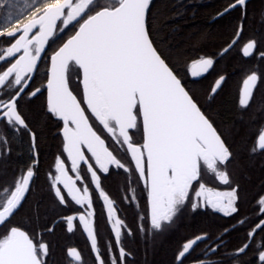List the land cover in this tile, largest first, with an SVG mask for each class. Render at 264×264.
Wrapping results in <instances>:
<instances>
[{"label": "snow or ice", "instance_id": "1", "mask_svg": "<svg viewBox=\"0 0 264 264\" xmlns=\"http://www.w3.org/2000/svg\"><path fill=\"white\" fill-rule=\"evenodd\" d=\"M152 3L153 0H40L33 4L32 0H0V8L7 11L9 18L16 11L24 15L32 9L22 28L10 25L6 32L0 31V36L7 37L22 33L14 42L9 41L10 46L0 49V61L10 64L0 72V89L15 86L7 99L0 100V120L13 128L18 125L27 129L17 104L19 94L28 87L26 77L36 69L49 38L57 31L63 32L69 25L78 27L51 55V76L47 81V111L63 122V152L71 160L73 172L79 173L81 162L87 165V172L91 173L97 189L101 188V178L93 170L94 166L105 174L120 175L111 171L110 166L129 173L133 171L129 164L134 162V171L138 172L147 190L149 212L144 230L159 234L175 223L189 200L190 191L225 216L238 212V208L236 189L220 191L201 182L211 173L223 184H229L226 166L232 161L233 153L154 47L148 19ZM247 3L248 0H232L217 15L222 16L237 5L246 9ZM261 15L264 16V11ZM242 16H246V11ZM58 21L63 27L58 26ZM242 28V24L237 27V35ZM34 29L38 31L30 37ZM254 48L255 42L247 43L243 55L249 56ZM17 53L21 54L12 62L10 58ZM261 56L264 57V53ZM212 65L211 58L192 62L191 75L200 76ZM72 71L77 79L82 75V99L70 90L69 73ZM223 79L220 77L215 82L212 94L221 87ZM257 79L256 74H251L244 80L239 99L241 111L248 108ZM39 91L37 88L31 95L35 96ZM86 111L95 118L92 123ZM96 121L98 125H95ZM94 125L98 130H94ZM105 130L118 148L113 146V150H109L106 146V138H102ZM6 143L0 136V144ZM82 148H86L91 156L86 158ZM258 148L264 150V128L258 134ZM120 149L124 150L123 157L118 155ZM256 151L254 145L250 152L255 154ZM129 154L131 160L126 164L124 160ZM89 160H94L95 165ZM55 167L58 174L53 177L51 187L59 204L71 205L74 201L76 205L83 207L86 204L91 209L93 202L88 194L89 188H77L59 158ZM33 177L34 171L28 167L26 174L21 175L10 189H3L7 196L0 204V226L7 231L0 235V264H44L43 257L48 253L46 244L34 242L25 230L6 223L22 205ZM58 184H63L71 200L62 195ZM99 196L103 197L108 217L112 218L115 215L112 200L103 190ZM258 203L264 206V198ZM192 207L195 209L197 205L192 204ZM93 215L89 211L87 216L80 215L79 221L87 233L91 249L97 253L96 261L104 264L93 231ZM73 219L71 216L67 218L69 231L73 230ZM122 223L115 219L113 225L118 244ZM253 235L249 233L250 237ZM194 243H184L178 259L185 258ZM248 247L249 244L245 243L237 251L244 253ZM257 248L261 249L259 260L264 262V245L258 243ZM68 255L74 261H81V255L75 249L69 250ZM127 255L120 247L119 255L111 260V264H124Z\"/></svg>", "mask_w": 264, "mask_h": 264}, {"label": "flooded vegetation", "instance_id": "2", "mask_svg": "<svg viewBox=\"0 0 264 264\" xmlns=\"http://www.w3.org/2000/svg\"><path fill=\"white\" fill-rule=\"evenodd\" d=\"M231 2L232 0L228 2L227 6ZM245 11L246 16H242ZM262 11H264V0H248L246 9L238 5L224 15H217L213 18L215 20L227 16L228 26L231 28V36L227 41V45L224 50L212 52L209 55H193L192 61L187 66L184 63L182 64L179 75L186 91L189 92L201 111L222 134V138L233 153L232 161L226 166L230 180L229 184H223L211 173L205 175L201 182L205 183L206 187H212L215 190L230 191L236 189L238 212L225 216L223 212L215 210L204 203L202 198H196L194 193L190 191L188 202L183 206L171 228L159 234L150 229L145 231V224L147 223L145 217L149 212L147 190L144 181L139 179L138 172L134 171V162L129 164L133 170L129 173H124L122 169L117 170L114 166H110L111 171L119 172L120 175L105 174L99 170L98 166H94L93 170L101 178V188L97 189L95 183L91 180V173L87 172V165L81 162L79 173L72 171L71 160L68 158L67 153L63 152V122L47 111L58 121L59 125L55 133L58 137L59 148L44 170V179L50 194L52 219L49 226L43 230H39V224L35 222V228L31 234L26 229L20 228L25 230L34 242L46 244L48 253L43 257L44 264H88L89 259L94 264H99L95 259L97 253L91 249L90 240L83 229V224L79 221V216H87L89 211L94 213L91 222L94 234L97 236L99 254L104 264H111V260L119 255L120 247H123L129 254L125 258L124 264L127 260L132 261L136 258L133 247L137 244L147 245L152 249V252L157 247L163 249L165 247L163 244L168 237L178 232L180 239L172 252L171 264H234L235 261H238V264H264L259 260L261 249L257 248L258 243L264 245V206L258 203L259 199L264 198V179L260 181L256 195L247 202L243 196L244 181L231 178L230 173L239 152L232 142L235 139L242 140L240 152L257 161L259 168L264 171V150L258 148V134L264 128V57L261 56V53H264V16L261 15ZM241 24L243 25L242 31L237 35V27ZM250 27L251 29H249ZM37 31L38 29L35 30V32ZM233 40L236 41L234 44L232 43ZM249 42H255V48L249 56H244L243 48ZM226 48L227 51H225ZM14 58L10 59L13 60ZM201 58H211L213 65L200 76L193 77L190 65ZM251 74H256L258 79L248 108L241 111L239 99L243 91V82ZM220 77H224L221 87L216 90L215 94H212L211 90ZM70 90L72 89L70 88ZM72 91L78 99H82L80 79L78 83L79 95L74 90ZM231 93H233L234 98V118L232 122H226L219 118V108L223 98ZM82 107L87 109L85 103H82ZM86 115L90 117V123L95 120L90 111H86ZM98 123L96 121L95 125H98ZM95 125L94 130H98ZM16 127L26 130L30 137L29 155L32 161L28 167H32L34 171L30 192L37 177L36 170L38 169L39 158L33 137L31 138L32 134L29 133L28 128L25 129L18 125ZM99 128H102V126H99ZM102 138H106V146L109 147V150H113V146L119 147L115 145L106 130ZM136 141H140L139 136L136 137ZM254 145L257 151L252 154L250 149ZM124 147L126 148V146ZM82 151H84L86 158L91 156L86 148H82ZM123 151V149H120L118 154L120 157H123ZM114 154L117 153L114 152ZM58 158L63 162L65 172L75 182L77 188L81 190L85 187L89 188L88 194L93 202L91 209L86 204L83 207L76 205L74 201L71 202V205L59 204L58 198L54 196L55 190L51 187L53 177L58 174L55 167ZM130 160L129 154L124 162L127 164ZM89 163L95 165L94 160H89ZM23 174H26V172ZM57 187L62 190V195L67 200H71L67 190L63 188V184H58ZM101 190L113 202L112 207L115 210V215L112 218L108 217L107 206L103 197L99 196ZM192 204H196L197 207L193 209ZM18 211L9 219V222H6L9 223V226H11ZM69 216L74 217L72 231L67 229L66 221ZM201 216L208 219V225L204 228L196 227L195 219ZM115 219H120L123 222L119 244L115 239V231L113 230ZM6 231L7 229L4 226H0V235ZM250 232L254 233L251 237L249 236ZM195 240L197 242L185 258L178 259V253L182 250V245ZM245 243H248L249 247L244 253H238L237 250ZM72 249H75L81 255V261H74L68 255L69 250ZM54 250L62 252L60 262L55 259Z\"/></svg>", "mask_w": 264, "mask_h": 264}, {"label": "trees", "instance_id": "3", "mask_svg": "<svg viewBox=\"0 0 264 264\" xmlns=\"http://www.w3.org/2000/svg\"><path fill=\"white\" fill-rule=\"evenodd\" d=\"M230 0H153L149 9V29L154 47L165 59L179 78L180 69L192 61L193 55H209L212 52L224 50L231 36L227 16L213 20ZM4 9L0 8V31L6 32L8 26L3 22ZM30 14V12H27ZM154 17V18H153ZM75 23V22H73ZM77 28V27H76ZM76 28L69 25L63 32L55 35L48 43L46 53L42 59L26 94L18 99V113L25 120L28 131L35 139L34 145L38 154L39 163L37 177L31 191L24 200L11 226L26 229L30 234L38 222V229L49 226L52 219V209L48 185L44 179V170L48 166L53 154L58 151L59 141L55 134L59 128L58 121L48 112L43 85L46 82L48 57L70 37ZM251 29V27L249 28ZM0 36V49L10 46L17 37ZM12 61V60H11ZM10 64L0 61V72ZM40 89L35 96L31 92ZM4 96L0 97L3 100ZM219 118L232 122L234 118L233 93L227 94L219 108ZM0 136L7 141L0 144V194L4 188H11L18 174H21L32 161L30 157L31 142L29 134L22 128L0 121ZM239 150L236 160L230 171L231 178L244 181L243 196L249 202L259 189V183L264 179V171L259 163L240 152L242 140L232 141ZM246 202V203H247ZM196 227L204 228L208 225L205 216L196 218ZM185 237V235H184ZM179 232L171 234L154 252L147 245L137 244L133 247L136 258L126 261V264H171L172 252L179 242ZM57 261H61L62 252L54 250ZM88 264H94L89 259Z\"/></svg>", "mask_w": 264, "mask_h": 264}, {"label": "rangeland", "instance_id": "4", "mask_svg": "<svg viewBox=\"0 0 264 264\" xmlns=\"http://www.w3.org/2000/svg\"><path fill=\"white\" fill-rule=\"evenodd\" d=\"M40 2V0H32V3L33 4H38ZM31 10L32 9H29L27 12H30L31 13ZM27 12L24 14V15H20V13L18 11L14 12L13 16L11 18L8 17L7 15V11L4 9V13H3V22L5 23V25H7L8 27L11 25L12 27H22L24 23H27L28 22V19L30 18V14H27ZM59 27H63L62 25L59 24ZM60 31H57L55 33V35L59 34ZM54 35V36H55ZM45 56V55H44ZM44 58V57H43ZM41 63V62H40ZM69 84H70V88L72 90H74V92H76L77 95H79V91H78V83H79V79H77L76 77V73L74 71L70 72L69 73ZM30 86V85H29ZM44 87V85H43ZM28 89V88H27ZM44 89V88H43ZM15 90V86L12 88V89H8V90H5V89H0V97L1 96H4L5 97L3 99H7L8 97V94L11 92V91H14ZM27 91V90H26ZM26 94V92L22 95L24 96ZM21 96V97H22ZM20 97V98H21ZM27 171V170H26ZM26 171H23L21 174H18L17 175V178L16 180L21 176L23 175L24 172ZM50 173H51V170H50ZM15 180V181H16ZM10 189V188H9ZM6 196H7V192L3 191L1 194H0V204H2L4 202V200L6 199Z\"/></svg>", "mask_w": 264, "mask_h": 264}, {"label": "water", "instance_id": "5", "mask_svg": "<svg viewBox=\"0 0 264 264\" xmlns=\"http://www.w3.org/2000/svg\"><path fill=\"white\" fill-rule=\"evenodd\" d=\"M238 6V5H237ZM58 24H59V21L57 22ZM22 28V27H21ZM35 30L36 29H34L33 30V33H30V37H31V35L32 34H34L35 33ZM78 30V27H77V29L75 30V31H77ZM22 33L21 32H19V34H18V36L16 37V38H18L19 37V35H21ZM74 34V33H73ZM71 37V36H70ZM69 37V38H70ZM52 38V37H51ZM51 38H49V41H50V39ZM68 39V38H67ZM67 39L63 42V43H65L66 41H67ZM15 41V40H14ZM49 41H48V43H49ZM63 43H62V45H63ZM48 45V44H47ZM47 45L45 46V53H46V48H47ZM61 45V46H62ZM60 46V47H61ZM58 50V49H57ZM45 53H42L41 54V59L37 62V67H36V69L30 74V76L29 77H27V83H28V87H29V85H30V83H31V81H32V79L34 78V76H35V74H36V71H37V69H38V67H39V65H40V62L42 61V59H43V57H44V55H45ZM17 54H19V53H17ZM16 54V55H17ZM53 54V53H52ZM51 54V55H52ZM51 55L49 56V58H48V68H47V72H46V82H45V84H44V91H45V100H46V105H47V81H48V79L50 78V76H51V62H50V57H51ZM19 57V56H18ZM17 57V58H18ZM16 58V59H17ZM14 62V61H13ZM80 80H81V88H82V93H83V85H82V75H81V77H80ZM27 87V88H28ZM27 88H25V90H24V92H21L20 94H19V98L26 92V90H27ZM19 127H21V126H19ZM33 137V135H31V138ZM34 147V146H33ZM30 185H31V183H30ZM26 196H27V193H26ZM26 196H25V198H26ZM25 200V199H24ZM24 202V201H23ZM23 202H22V204H23ZM21 207V206H20ZM19 207V208H20ZM19 208L13 213V215L19 210ZM12 215V216H13ZM11 216V217H12ZM10 217V218H11ZM9 218V219H10ZM197 241L195 240V243H196ZM194 243V244H195Z\"/></svg>", "mask_w": 264, "mask_h": 264}]
</instances>
